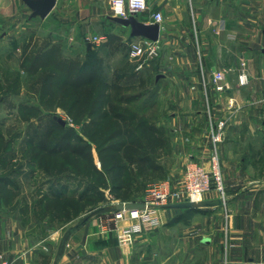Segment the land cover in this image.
<instances>
[{
    "label": "crops",
    "instance_id": "crops-1",
    "mask_svg": "<svg viewBox=\"0 0 264 264\" xmlns=\"http://www.w3.org/2000/svg\"><path fill=\"white\" fill-rule=\"evenodd\" d=\"M148 4L147 11L135 15L152 23L154 12L163 14L161 65L176 92L177 110L168 115L169 133L176 137L171 175L181 174L190 157L209 167L210 116L226 118L219 148L225 194L212 190L203 199L223 197L224 202L164 207L162 224L132 243L101 231V217H93L69 234L58 264H264V0ZM115 17L111 0H56L52 12L40 18L56 19L62 37L100 38L99 43L86 40L88 47L141 37ZM243 69L249 75L244 85L239 82ZM215 70L224 71L217 84ZM23 209L0 212V264L5 259L53 264L65 232L62 236L54 219L41 221L33 210L24 223Z\"/></svg>",
    "mask_w": 264,
    "mask_h": 264
},
{
    "label": "rangeland",
    "instance_id": "rangeland-1",
    "mask_svg": "<svg viewBox=\"0 0 264 264\" xmlns=\"http://www.w3.org/2000/svg\"><path fill=\"white\" fill-rule=\"evenodd\" d=\"M56 29L23 0H0V212L50 216L63 236L90 211L174 177L177 109L163 53L137 69L128 46L138 37L88 47Z\"/></svg>",
    "mask_w": 264,
    "mask_h": 264
},
{
    "label": "built area",
    "instance_id": "built-area-1",
    "mask_svg": "<svg viewBox=\"0 0 264 264\" xmlns=\"http://www.w3.org/2000/svg\"><path fill=\"white\" fill-rule=\"evenodd\" d=\"M111 4L115 14L120 17H129L131 14L149 9L148 0H119V13L117 0H111ZM153 17L155 22L160 23V25L164 20L160 11L154 12ZM86 40L89 43L100 42L98 36L87 37ZM162 48L163 44L160 38L151 40L139 37L130 43L129 56L140 59L137 69H142L149 60L161 54ZM212 75V81L215 84L224 79V71L215 70ZM203 81H206L205 75ZM239 82L242 85L249 82V75L245 69L239 73ZM226 126V118L216 119L214 116H210L209 167L193 157L188 158L180 175L159 180L147 186L143 196L134 201L141 203L142 206L104 212L100 216L101 231L114 232L120 243H132L137 235L154 231L162 224L160 211L169 203L183 201L197 203L202 201L206 193L212 190H217L224 197L225 184L219 148ZM2 264H11V261L5 259Z\"/></svg>",
    "mask_w": 264,
    "mask_h": 264
},
{
    "label": "water",
    "instance_id": "water-1",
    "mask_svg": "<svg viewBox=\"0 0 264 264\" xmlns=\"http://www.w3.org/2000/svg\"><path fill=\"white\" fill-rule=\"evenodd\" d=\"M31 9H32V16H40L42 18L47 17L56 5V0H23ZM115 20L124 24L131 26V34L133 36H141L151 40H158L160 38L161 33V25L158 22L147 23L137 18L135 14H131L129 17H115ZM59 121L64 124L65 122L58 118ZM224 202L223 197H219L218 199L214 200H202L197 203L183 201V202H175L169 203L165 207H174V208H196L200 206H211L222 204ZM142 206L141 203L137 202H117L112 203L110 205H103L100 206L92 211H90L87 215L82 217L76 224L72 225L65 231L64 236L60 241V247L55 255L53 264H58L62 254L64 253L67 238L69 234L75 230L76 228L80 227L82 224L86 223L92 216L110 211L115 209L121 208H132V207H140Z\"/></svg>",
    "mask_w": 264,
    "mask_h": 264
},
{
    "label": "trees",
    "instance_id": "trees-1",
    "mask_svg": "<svg viewBox=\"0 0 264 264\" xmlns=\"http://www.w3.org/2000/svg\"><path fill=\"white\" fill-rule=\"evenodd\" d=\"M118 48V47H117ZM127 48V46H126V43H123L121 46H119V48H118V50L119 49H122V50H125ZM91 49V48H90ZM129 49H130V45L128 46V54H129ZM46 146L44 145V144H42V143H39L38 144V148L41 150V151H44V150H46V148H45ZM5 154V153H4ZM146 190V189H145ZM64 200V199H63Z\"/></svg>",
    "mask_w": 264,
    "mask_h": 264
},
{
    "label": "clouds",
    "instance_id": "clouds-1",
    "mask_svg": "<svg viewBox=\"0 0 264 264\" xmlns=\"http://www.w3.org/2000/svg\"><path fill=\"white\" fill-rule=\"evenodd\" d=\"M117 11H118V13L120 12V8H119V0H117Z\"/></svg>",
    "mask_w": 264,
    "mask_h": 264
}]
</instances>
